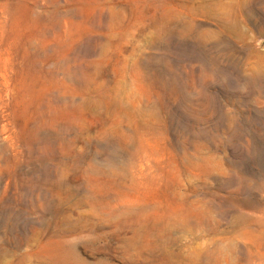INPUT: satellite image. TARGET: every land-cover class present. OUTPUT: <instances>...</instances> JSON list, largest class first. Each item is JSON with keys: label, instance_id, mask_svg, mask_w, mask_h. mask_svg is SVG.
<instances>
[{"label": "rangeland", "instance_id": "rangeland-1", "mask_svg": "<svg viewBox=\"0 0 264 264\" xmlns=\"http://www.w3.org/2000/svg\"><path fill=\"white\" fill-rule=\"evenodd\" d=\"M0 264H264V0H0Z\"/></svg>", "mask_w": 264, "mask_h": 264}]
</instances>
